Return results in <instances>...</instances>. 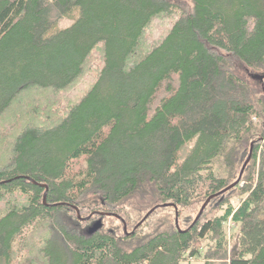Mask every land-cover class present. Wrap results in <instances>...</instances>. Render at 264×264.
<instances>
[{
    "label": "trees",
    "instance_id": "16d2710c",
    "mask_svg": "<svg viewBox=\"0 0 264 264\" xmlns=\"http://www.w3.org/2000/svg\"><path fill=\"white\" fill-rule=\"evenodd\" d=\"M195 257L264 264V0H0V264Z\"/></svg>",
    "mask_w": 264,
    "mask_h": 264
},
{
    "label": "water",
    "instance_id": "95a60500",
    "mask_svg": "<svg viewBox=\"0 0 264 264\" xmlns=\"http://www.w3.org/2000/svg\"><path fill=\"white\" fill-rule=\"evenodd\" d=\"M251 150H252V143L250 144V149H249V155H248V157L245 159V162H244V164L242 165V168H241V170H240V172H239V177H238V179L236 180V181H234L233 183H231L229 186H227L226 188H224L223 190H221L220 192H218V193H216V194H214V195H212V196H209V197H207L206 199H205V201L203 202V204H202V206L200 207V209H199V212H198V215L196 216V218L201 214V212H202V210H203V208H204V206L206 205V203L212 198V197H214L215 195H217V194H219V193H221V192H224L225 190H227V189H229V188H231L232 186H234L235 184H237V182L239 181V179H240V176H241V173H242V171H243V168H244V166L247 164V162L249 161V159H250V155H251ZM34 183H35V181H33ZM43 202L45 203V193H44V195H43ZM165 205H168V204H165ZM164 205V206H165ZM163 206V205H162ZM75 208V211H76V214H77V217L78 218H80V219H83V217H81V215H80V213H79V210L76 208V207H74ZM153 210V208L152 209H150L144 216H143V218L135 225V227H137L148 215H149V213L151 212ZM102 214V213H101ZM107 215H111L110 213H107ZM117 218H121V217H119L118 215H115ZM90 217V215H88L87 216V218H89ZM122 220V223H123V230H124V232L125 233H129V234H132L133 233V230L132 231H127V227H126V223L123 221V219H121ZM175 225H176V227H177V229L178 230H180V228H179V226H178V224H177V214H175ZM100 227V220H97V221H95V223L93 224V226L90 228V231L92 232V231H95V230H97L98 228Z\"/></svg>",
    "mask_w": 264,
    "mask_h": 264
},
{
    "label": "rangeland",
    "instance_id": "374dc122",
    "mask_svg": "<svg viewBox=\"0 0 264 264\" xmlns=\"http://www.w3.org/2000/svg\"><path fill=\"white\" fill-rule=\"evenodd\" d=\"M244 162H245V160H244ZM244 162L242 163V165L244 164ZM242 165H241V167H240V170H241V168H242ZM246 166V165H245ZM245 166H244V168H245ZM243 168V169H244ZM232 202H233V204H236L237 203V199L236 198H233L232 199ZM230 224V223H229ZM186 263H188V264H203V260H202V258L201 257H195V258H192V259H189V260H187V261H181L180 262V264H186Z\"/></svg>",
    "mask_w": 264,
    "mask_h": 264
}]
</instances>
